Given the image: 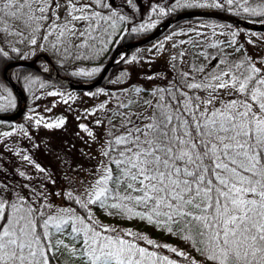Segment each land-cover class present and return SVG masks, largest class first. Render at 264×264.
I'll list each match as a JSON object with an SVG mask.
<instances>
[{"label":"snow or ice","instance_id":"obj_1","mask_svg":"<svg viewBox=\"0 0 264 264\" xmlns=\"http://www.w3.org/2000/svg\"><path fill=\"white\" fill-rule=\"evenodd\" d=\"M169 8L231 10L264 23V0H172ZM151 11L167 14L162 7ZM126 19L108 0H0V45H9L0 46V57L19 55L20 44L91 60ZM155 26L150 18L132 31ZM187 34L190 39L180 43L192 48L170 57L174 74L166 84L121 89L111 104L88 113L104 114L95 120L104 138L96 165L73 190L50 193L45 180L51 178L44 175L36 184L0 182V264H264V54H246L237 31L225 35L214 26ZM37 83L29 79V90ZM15 106L11 91L0 85V112ZM28 119L37 127L64 124ZM19 131L28 135L22 126ZM23 160L32 163L27 155ZM98 210L145 222L185 247L163 245L175 258L149 250L140 241L161 246L104 224Z\"/></svg>","mask_w":264,"mask_h":264},{"label":"trees","instance_id":"obj_2","mask_svg":"<svg viewBox=\"0 0 264 264\" xmlns=\"http://www.w3.org/2000/svg\"><path fill=\"white\" fill-rule=\"evenodd\" d=\"M108 3L111 5V10H114L127 18L123 23H121L123 26V31L116 37L117 44L135 40L146 35L166 17L176 12L172 11L169 8L172 0H132L131 4L127 3V0H108ZM153 7H162L166 10L167 14L164 16H160L157 13H153L151 11ZM144 8L147 9L144 10ZM215 10L245 18L242 15H236L231 10ZM150 18L151 22L155 23V27L148 28L144 31H132V29H139L141 24L149 23ZM247 19L255 22L254 18ZM195 23L200 24V27L210 28V30L213 29L211 24L218 23L222 24L225 27L230 26L229 28L244 31L219 19H185L178 21L170 26L158 39L153 41L152 44L166 36L172 29L181 24L192 25ZM255 35H257L258 39L262 41L260 43V50L258 51L259 56L260 54H264V32H257L255 33ZM150 44L151 43L130 50L129 53L120 62L109 69L102 83L98 87L85 92L73 91L67 87H64L56 83L40 70L32 67L18 66L12 68L10 71V77L21 88L25 95L26 110L21 117L16 120L10 121L11 129H15V134L12 135V139H10L9 141H5L4 139H1L0 136V182L7 183L9 185L29 182H31L32 184H36L37 178H39L41 175H44L51 178L50 180H45L46 187L50 193L73 190L76 187L75 183H67V185L65 186L59 184L61 183V181H65V178L67 177L69 180L70 175L62 173L61 170L57 169L55 163L58 156H60L59 158H62L64 155L73 157L75 148L77 147L79 142H82L84 133H86L82 131L81 128H79V125H82L83 123H79V120L77 119L70 122L66 121L65 119L64 124L59 128H45L43 127V125L37 127L34 121L29 120L28 117L34 116L38 118L42 116L45 122L55 123L59 120L58 116L59 113L62 112V109H66L65 100H68L70 96L85 95L91 99L92 103L97 104L108 101L111 104L116 96L122 95L120 91L121 89H127L130 86L141 87L142 84L145 85V82L148 81L153 82L151 87L156 84L163 86L167 83V79H170L173 76L174 70H168V72H157L156 74L152 75L154 79L149 80L146 75L147 73H145V70L142 68L143 65L138 60L141 51L150 47ZM0 46L5 47L6 49L9 47V45L7 44ZM18 46L20 49L19 55L9 51L8 56L0 57V85L7 89L11 88L3 79L2 71L4 67L11 61L30 60L41 51V49L32 50L20 44ZM133 57H135L136 59L133 60ZM41 63L42 62L40 61L37 62V66L40 68L42 67ZM54 64L61 75L75 81H91L99 74L98 71L94 75H92V77H83L75 74L74 71L63 67L56 62H54ZM92 68L99 69L98 66H87L85 70H90ZM134 75L141 78L140 82H138L137 84L133 81ZM165 75L167 78H160V76ZM29 79H35L38 82L36 85L32 86L31 90H29ZM41 82L46 85V87L43 89L39 88L38 86ZM118 82H121V85L114 87V85ZM101 90L110 93L111 97L102 94ZM50 91H55L62 95L58 94L56 96H49L47 93ZM14 110H12L11 112H13ZM2 113L6 114L9 112L6 111ZM21 126L28 133L27 136L23 135V133L19 131V128ZM24 155L29 156L32 163L23 160ZM36 164L44 168L46 172L44 174L38 173L35 168ZM20 172H24L26 177L32 178L31 181L26 180L25 177H21L19 175ZM58 187H61L62 190H56ZM51 199H54V197L52 196ZM63 203L67 205L69 202L64 201ZM97 215L99 219L106 225L114 226L117 229H122L125 231L131 230L133 233H140L141 235L147 236L149 239H151L152 236L154 239L151 240H153L156 244H159L161 246L160 248L154 249L151 246L147 245L144 241H140L141 246L148 247L149 250L158 251L161 255H168L175 258L173 253L168 252V250L163 247V245L165 244L170 245L171 247H185L176 237L165 233L159 228L147 225L145 222L138 220H124L118 217L106 216L104 212L99 210L97 211ZM138 222H141V224L143 225V229L145 230L146 228L147 231L142 233V229L137 226Z\"/></svg>","mask_w":264,"mask_h":264},{"label":"rangeland","instance_id":"obj_3","mask_svg":"<svg viewBox=\"0 0 264 264\" xmlns=\"http://www.w3.org/2000/svg\"><path fill=\"white\" fill-rule=\"evenodd\" d=\"M147 8H144L146 10ZM189 9H213V8H175L172 11H183V10H189ZM145 12V11H144ZM260 24H264L259 22ZM222 24H211L212 28L215 26L217 32H224L225 35H230L231 31H237L240 33V36L238 37L239 42L243 44L244 48L247 50L246 54H251L254 56H258V51L260 50V43L262 42L260 39H258L257 35H253L256 32L244 30L239 31L234 28L229 27H223L220 28ZM192 29H199L202 32H211L210 28H203L200 27V24H181L177 26L176 28L172 29L166 36L161 38L160 40H157L155 43H151L150 47L147 49H144L140 53V57L138 60L143 65L142 68L145 70V73H147V77L152 76L153 74H156L157 72H164L168 70H173L171 67V61L170 57L172 55H176L179 51L187 49L191 50L192 46L191 44H181L180 42L182 40L188 41L190 39V35L187 33H190V30ZM123 31L122 24L118 25L117 31L112 34V42L107 44V47L104 51L98 52L97 55L91 60L87 58L81 59H65L63 58L59 53H54L52 50L44 49L39 52V54H46L49 56L53 62H56L63 67H66L67 69H70L74 71L75 73L78 72L79 69L83 68L85 69L87 66L91 67H99V72L101 71L102 67L108 62L110 55L113 51V49L116 46V37ZM168 37H171V39H167ZM218 39H223L224 37L218 36ZM254 41V44H249L248 41ZM173 43H175L176 47H173ZM19 44L16 45V47L19 48ZM162 45V48L160 47ZM151 50V51H150ZM37 55V54H36ZM123 55V54H121ZM120 56V55H119ZM41 68L44 72L49 73L51 71L49 63L46 61L44 57L40 58ZM103 62V63H102ZM215 64V61L213 62ZM82 76V75H79ZM83 77H92V76H83ZM134 82L137 84L140 82L141 78L134 75ZM71 80V79H70ZM73 81V80H72ZM146 84H142V87L145 88H151V85L153 84L152 81L145 82ZM121 82H118L114 85L120 86ZM7 89V88H6ZM12 93V97L15 101V105H17V98L15 94L12 92L11 89H8ZM85 92V91H81ZM101 103H92L91 99L88 98V96L85 95H77V96H70V98L67 100L65 106L66 109H62V112L59 113V120L63 119L68 122L72 120H79V123H83L82 125L87 126L90 128L95 136L97 137L96 140H93L91 137L87 135V133H84V138L82 139V142H79L77 147L74 150L73 157L69 156H63L62 158H59L58 156L56 160V167L57 169L61 170L62 173H66L69 176V178H72L74 180L75 185H77L78 181L81 179H84L88 175V170H91L96 165L97 160L94 159V157L98 158L99 150H100V143L103 141L104 138V132L105 129L103 125L97 126L95 123V120L99 117H102L103 113H98L96 116L88 115L89 112H92L94 109H97ZM16 109V106H15ZM14 110V108H10L8 110L9 113ZM2 113V112H0ZM11 121V120H10ZM10 121H0V132L4 131H13L11 129ZM80 126V125H79ZM81 128V127H79ZM1 139H4L5 141H9L12 139V136L9 137H2ZM68 149V146H67ZM69 184L68 177L65 178V181H61L63 186ZM57 184V185H59ZM61 187H58L56 190H60ZM62 190V189H61ZM54 197V200L57 202L59 201L58 197ZM139 228L142 229V233L147 231L143 229V225L141 222H138L137 225ZM151 239H154L151 236Z\"/></svg>","mask_w":264,"mask_h":264},{"label":"water","instance_id":"obj_4","mask_svg":"<svg viewBox=\"0 0 264 264\" xmlns=\"http://www.w3.org/2000/svg\"><path fill=\"white\" fill-rule=\"evenodd\" d=\"M215 18L222 21H225L229 24L235 25L239 28L252 31V32H263L264 31V24L254 23L248 21L243 18H239L227 13H223L216 10H207V9H189L184 10L181 12H177L175 14L170 15L167 17L163 22H161L153 31L148 33L147 35L132 41H128L126 43L118 44L111 53V56L105 66L102 68L99 75L90 82H75L69 80L62 76L55 65L53 64L52 60L46 54H38L31 60H18V61H11L9 62L3 69L2 75L4 81L10 88L13 90L17 97V108L11 114H2L0 113V121H9L18 119L25 111L26 108V99L24 93L22 92L21 88L11 79L9 76V72L12 68L18 66L24 67H32L35 69L40 70L41 72L45 73L42 69L36 66V62L40 60L41 57H44L46 61L49 63L51 71L49 73H45L48 75L49 78L57 82L58 84L67 87L74 91H87L92 90L98 87L104 77L106 76L109 69L114 66L117 62H119L127 53L134 48L143 46L154 39L158 38L161 34H163L172 24L177 21L190 19V18ZM123 54V55H121ZM120 55V56H119Z\"/></svg>","mask_w":264,"mask_h":264}]
</instances>
